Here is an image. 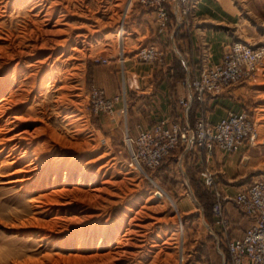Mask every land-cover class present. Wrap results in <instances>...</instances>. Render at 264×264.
Masks as SVG:
<instances>
[{
  "label": "rangeland",
  "instance_id": "374dc122",
  "mask_svg": "<svg viewBox=\"0 0 264 264\" xmlns=\"http://www.w3.org/2000/svg\"><path fill=\"white\" fill-rule=\"evenodd\" d=\"M8 1L0 6V100L14 89L22 100L16 114L29 119L19 121L13 134L26 129L33 141L25 164L35 159L33 150L48 157L49 178L38 181V188L55 189L46 184L52 185V169L60 164L57 188L67 184L71 191L55 194V202L41 199L45 206L36 209L31 200L40 194L38 182L25 190L20 183H5L16 168L1 172L9 149L0 142V264H230L232 232L223 235L214 227L213 190L201 178L208 169L195 156L203 148L189 153L180 148L146 174L131 165L126 137L135 131L129 130L128 114L138 95L130 94L129 58L156 62L135 57L148 44L139 42L147 40L143 32L154 11L147 8L152 14L145 20L136 10L138 1L46 0L54 10L48 22L45 12L38 16L41 8L30 5L33 0L6 6ZM203 1L222 8L193 20L205 27L203 37L221 33L264 48V0ZM123 24L127 34L119 37ZM132 27L138 29L131 33ZM123 50L125 69L118 61ZM136 84L144 88L141 78ZM115 85L118 93L110 95ZM239 86L241 111L258 131L256 142L244 148L245 180L253 182L264 178V66ZM96 89L108 98L126 95L127 117L123 102L114 114L94 111ZM68 166H74L72 172ZM80 173L94 180L78 182ZM126 228L130 232L123 236Z\"/></svg>",
  "mask_w": 264,
  "mask_h": 264
},
{
  "label": "built area",
  "instance_id": "2783aa9c",
  "mask_svg": "<svg viewBox=\"0 0 264 264\" xmlns=\"http://www.w3.org/2000/svg\"><path fill=\"white\" fill-rule=\"evenodd\" d=\"M134 1L154 11L160 34L165 33L173 23L191 26L198 4V0H130V5ZM122 27L125 28L124 24ZM163 55V50L157 44L149 43L141 46L135 57L155 62ZM124 56L123 50L118 61L125 69L127 59ZM98 61L103 64L110 62L108 58H99ZM263 66L264 48H255L240 40L225 47L220 63L212 64L209 51H206L197 74L190 80L191 94L181 99L180 104L186 107L192 101L205 104L211 98L227 93L233 86L252 79ZM120 102H123L121 111L127 117L126 95L108 98L103 89H96L93 109L114 114ZM126 138L131 165L146 174L147 169H157L180 148H184L185 153L196 152L199 148L212 149L214 146L228 153L239 152L256 142L258 131L255 121L247 112L231 110L216 122H210L205 117H199L193 125H168L165 121H158L150 128L140 129L137 136L128 134ZM201 178L213 190L215 224L221 228L223 235H227L231 228L226 208L229 198L220 190H214L215 177L209 170H202ZM232 201L251 224L243 236L229 238L227 248L231 264H264V178L242 188L232 197Z\"/></svg>",
  "mask_w": 264,
  "mask_h": 264
},
{
  "label": "crops",
  "instance_id": "0c3cea01",
  "mask_svg": "<svg viewBox=\"0 0 264 264\" xmlns=\"http://www.w3.org/2000/svg\"><path fill=\"white\" fill-rule=\"evenodd\" d=\"M208 9L212 12L222 10L219 3L198 0L195 18L203 17V13ZM136 10L143 12L145 20L147 14H152L143 5ZM149 19L150 25H146L143 32L147 40H142L139 44L140 46L145 42L157 44L164 55L155 63H138L133 57L129 58L131 61L128 66L129 82L132 83L130 94L135 91L138 95L137 99L131 102L128 114L131 124L129 130L135 131L133 136H137L139 131L136 130L150 128L158 121H165L168 125L172 123L193 125L199 117L216 122L231 110L241 111L242 106L238 100L241 88L239 84L230 88L227 93L211 98L205 104L196 101L190 102V106L187 107L180 104L181 99L191 94L190 80L197 74L202 64L204 52L209 51L212 64L220 63L225 47L236 39L221 33L214 37H203L205 27H201L200 20L189 27L173 23L165 33L160 34L155 17ZM130 29L133 33L138 28ZM135 50L136 48L130 52ZM139 78L142 79L144 88L136 84ZM109 93L117 94V86L115 85ZM244 151L243 148L239 152L228 153L214 146L212 149L203 148L195 155L199 157V162L205 161L206 168L214 175V190H220L229 198L226 208L231 220V237L243 236L251 224L232 201V197L238 191L252 183L245 180ZM214 227L220 232L219 226L215 224Z\"/></svg>",
  "mask_w": 264,
  "mask_h": 264
},
{
  "label": "bare ground",
  "instance_id": "6f19581e",
  "mask_svg": "<svg viewBox=\"0 0 264 264\" xmlns=\"http://www.w3.org/2000/svg\"><path fill=\"white\" fill-rule=\"evenodd\" d=\"M5 1L6 0H0V6ZM33 1L30 2V5L34 6L33 9H35V8L36 9L37 8H41L38 16H40L42 13L45 12V14H44L43 17H46L44 19H46V21L50 22L51 21V18H53V14H54L53 7L47 8L46 7L47 5H45V1L46 0H40L41 3H39V2L37 3V2H33ZM58 2H55V3H58ZM11 3H12V1L9 0L7 2V4H6V6L7 5H10ZM52 4H53V2L51 3V5ZM61 18H62V16H61ZM118 33H119L118 34L119 37L120 36L121 37L122 36H125L127 34V32L125 31L124 28H120L119 31H118ZM76 50H77L76 47H74L72 49L73 52L74 51L76 52ZM41 63H43V62L41 61L40 64ZM38 67H40V65ZM16 92H17V90L14 89V90L10 91L8 97H2V99L0 100V134H5L1 138V141L0 142H1V144H3L4 149L5 148H8L9 149V155L7 156V160L8 161L6 160V162H8V163H6V165L5 164L2 165L1 172L6 167L7 168L10 167V168H13V169L16 168L15 170H13V172L7 173L6 176H8L9 179L5 183L6 184H17V183H20L22 185L21 190H23V189L25 190L30 185L35 184L36 182H38V181H40L42 179L44 180L45 177L48 179L49 178V174H50V168H48L49 167L48 157L47 158H45V157L43 158V155H42L41 151H39V149L37 151L36 150H33L32 151V152H34L36 154L35 159L32 160V161H30L29 163L25 164L27 162L26 161L27 158H28L27 156L30 153L29 149L32 147L33 141H31L32 139H29L28 138L29 133H28V131L26 129L25 130H21V131L13 134V132L16 130V128H18L20 126V124H21V123L18 124V122L19 121L21 122V121L26 120L28 118L27 116L25 117V116H20V115L16 114L18 112V110H19V107L16 106V105H18V102L21 100V99L16 100ZM31 113H32V109H29L27 115H29ZM73 116L74 115H71V116L68 117V118H71V120L69 119L70 122H72V117ZM11 134H13V135H11ZM27 146H28V148H27ZM1 152H0V154H1ZM41 160H43V161H41ZM36 162H38L37 166H35L36 165L35 164ZM23 164H25V165H23ZM18 166H20V167L17 168ZM60 166H61L60 164H56L53 167V169H52V171L54 172V175H55L52 185L49 182H47V184H46V188H50L51 186L53 188H55L53 191H50L49 193L48 192L47 193H44L46 190L43 191V190L39 189L40 188L39 187L40 186V182H38L39 184L37 183V185H35L36 186L35 191L37 192L38 190H40L39 196L38 197H35V198H33L31 200V203L33 204V206L36 209L37 208H40V207L43 208L45 206L44 205L45 202L43 200H41V199H47L48 201H51V200H53L52 197L55 194L57 196V194L60 195V194L66 193V192L70 193L71 190L67 188V184H65V185L63 184V185H61L62 186L61 188H57V184H58V180H59V175H60V172L62 171L61 170L62 167H60ZM67 168L70 169V172H72L73 171L72 169L74 168V166H68ZM34 170H36V171H34ZM4 176H5V174H4ZM13 176L18 177V178H16L15 180H13L12 179ZM86 178H89L92 181L94 180V178L92 176H90L89 173L88 174L80 173V177L78 179V182L83 181V179H86ZM64 182H66V180ZM41 184H42V182H41ZM41 187H43V186H41ZM53 201L55 202L56 200L54 199ZM52 202H51V204H52ZM54 202H53V204H54ZM47 203H50V202H47ZM57 205H58V203H57ZM128 232H130V229L129 228H126V232H125V234L123 236L127 235ZM101 243H104V238L101 240ZM110 248L113 249L112 248V244L110 245ZM124 252H126V250ZM120 254L123 255V253H120ZM96 257H97V254H96Z\"/></svg>",
  "mask_w": 264,
  "mask_h": 264
},
{
  "label": "trees",
  "instance_id": "16d2710c",
  "mask_svg": "<svg viewBox=\"0 0 264 264\" xmlns=\"http://www.w3.org/2000/svg\"><path fill=\"white\" fill-rule=\"evenodd\" d=\"M227 252H228V256H229V262L231 263V258H230V254H229L228 248H227Z\"/></svg>",
  "mask_w": 264,
  "mask_h": 264
}]
</instances>
